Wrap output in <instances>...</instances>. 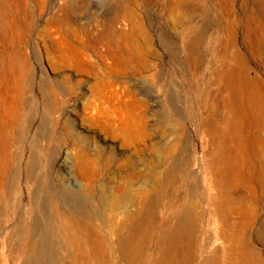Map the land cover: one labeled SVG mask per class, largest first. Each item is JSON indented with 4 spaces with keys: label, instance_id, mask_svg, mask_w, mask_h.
I'll list each match as a JSON object with an SVG mask.
<instances>
[{
    "label": "rangeland",
    "instance_id": "374dc122",
    "mask_svg": "<svg viewBox=\"0 0 264 264\" xmlns=\"http://www.w3.org/2000/svg\"><path fill=\"white\" fill-rule=\"evenodd\" d=\"M74 1L76 6L85 3L84 10L74 12L75 23L103 21L106 17L119 15L126 22L127 31L135 25L137 33L134 37L142 59L125 60L120 66L113 67V60L108 59L105 63L93 50L84 49L89 57L83 66L79 65L78 59L62 60L52 49L61 36L70 38L74 32L79 43L87 42L80 27L62 18L60 31L48 25L56 12L54 8L63 1L46 0L45 12L40 13L39 0H32L30 17L18 15L13 7L15 21L20 24L16 30L19 36L16 38L10 34L3 43L0 34V66L4 64L2 50L5 44L12 42L13 50L15 47L20 53L19 61L28 65L27 73L31 78L23 88L25 109L15 120L11 166H27L35 162L43 174L51 166L50 184L44 177L45 200L50 201L56 196L58 199L77 197L75 200H79L80 194L87 197L92 209L99 214L97 223L103 225L107 238L113 243L118 237L126 236L131 228L126 218L129 208L123 201L134 192L130 191V186H135L140 196L138 213L143 214L142 219L153 215L157 219H166L169 214L165 194L173 187L166 174L171 166H178L180 179L184 177L183 167L192 166L193 172L189 173L197 177L203 191L193 199L192 205L201 216L202 231L206 233V224L211 222L204 214L210 208L207 203L211 178L208 166H216L209 158L215 145L201 130L206 112L201 107V91L204 89V75L208 72L194 74L185 42L202 28H208L206 39L209 40H205L204 50L208 53L209 63L213 65L218 58L216 55L227 50L229 56L234 57L233 64L239 65L237 56L241 54L242 63L253 75L260 73L258 76L264 80V0H195L179 10L183 21L178 25L176 17L168 11L170 0ZM198 6L200 8L196 10ZM123 7L132 10L135 14L133 20L126 17ZM0 10H3L2 4ZM223 24L231 28L221 31ZM218 35L219 41L215 39ZM177 59L184 64L186 72L181 70ZM44 80L53 81L47 87L48 91L51 87L59 89L57 98L52 96V111L41 102ZM262 133L263 137L264 130ZM259 144L263 150L259 165H263L264 137ZM262 168L246 164L239 168L243 179L231 193L232 205L237 211L229 216L236 225L241 221L240 210L252 216V223L243 238L249 241L264 264V239L261 242L257 237L261 229L264 234ZM198 171L202 175L197 176ZM52 189L58 195H54ZM61 189L70 191L63 193ZM148 197L159 201L160 207L154 214L145 206ZM2 204L6 207L5 199ZM48 211L51 215L52 210L49 208ZM165 230L166 227L161 233ZM52 237L55 243L45 251L47 264H68L66 251L58 248L55 233ZM209 238L203 235L206 242ZM158 241L155 230L151 229L139 259L112 245L107 250L104 264H152ZM222 246L220 241L214 248L221 249ZM212 250L206 249L203 258L210 256ZM7 255V248L0 246V264H11Z\"/></svg>",
    "mask_w": 264,
    "mask_h": 264
},
{
    "label": "bare ground",
    "instance_id": "6f19581e",
    "mask_svg": "<svg viewBox=\"0 0 264 264\" xmlns=\"http://www.w3.org/2000/svg\"><path fill=\"white\" fill-rule=\"evenodd\" d=\"M31 1L0 0L3 6V10H0V34L3 36V43L8 40L10 34L16 38L19 36L16 30L20 24L16 23L15 14L30 17ZM59 1H63V4L54 8L56 12L50 17L48 25L60 31V27L62 28L60 18H62L71 25L80 27L87 37V42L79 43L74 32V36L70 38L61 36L52 47L57 57L65 61L78 59L79 65L83 66L84 61L89 57L84 49H91L105 63L108 59L113 60V67L120 66L125 60L131 62L141 58L134 37L137 33L135 25L127 31V24L119 15L106 17L103 21L96 19L75 23L74 12L84 10L82 8L85 3L76 6L74 0ZM170 1L168 11L171 16L176 17L178 25L183 21L179 10L190 2L194 3L195 0ZM39 4L40 13H44L47 7L46 0H39ZM13 7L17 9L16 13ZM198 8L200 6L196 10ZM123 10L127 12L126 17L133 20L135 14L132 10L125 7ZM191 21L190 19L189 22ZM230 28L231 26L223 24L220 30L225 31ZM207 33L208 28L206 30L202 28L193 37L191 36L192 38L189 36L185 46L193 63L194 74L208 72L204 75V89L201 91L203 97L201 107L206 110L201 130L215 145L209 158L216 166H208L211 178L207 190L209 196L207 203L210 208L204 213L209 216L211 222L209 220L206 224L207 229L204 233L201 216L192 205L193 199L203 193L197 177H192L193 174L189 173L192 171V166L183 167L184 177L180 179L177 173L179 167L171 166L166 175L173 187L165 194L169 217L157 219L153 215L146 217L145 220L142 219L143 214L138 213L140 196L137 195L135 186H130V191L134 192H130L123 201L129 208L126 218L131 228L126 236L118 237L114 243L107 238L103 225L97 223L99 214L92 209L87 197L75 193L81 200L79 198L75 200L77 197L72 200L66 197L58 199L57 196L50 201L45 200L44 177H47L50 184L51 166L46 169L45 174L35 162L27 166H11L14 161L12 147L15 120L26 104L23 88L25 82L31 78V74L27 73L28 65L19 61L20 53L15 47L13 50L12 42L5 44L2 50L4 64L0 66V246L7 248V256L11 264H47L45 257L48 258V254L45 251L50 250V246L55 243L53 233L57 236L58 248L66 251L68 264H104L107 250L112 245L124 254L128 251L130 255L139 259L144 251V240L151 229H154L159 237L152 255V264H262L249 241L243 238L252 223V216L246 214L245 210H238L242 217L239 225H236L229 215L237 211L233 208L231 193L243 179L239 168L244 164L263 166L261 174L264 175V164L259 165L260 155L263 153L259 143L263 142L264 137H262L264 80L258 76L260 73L253 75L246 64L242 63L244 58L241 54L237 56L239 65L233 64L234 57L229 56L227 50L216 55L218 58H214L213 65L209 63L208 53L204 50L205 40H209L206 39ZM215 39L221 40L220 35ZM179 63L181 70L186 72L184 64ZM43 82L42 85L40 84L41 102L47 110L52 111V96L57 98L59 89L51 87L50 92L48 88L53 81ZM200 173L198 171L197 176ZM191 177L193 180L189 182L188 179ZM53 189L52 193L58 195ZM61 191L68 193L70 190L61 189ZM2 199L6 200V207L2 204ZM101 200L104 202L103 197ZM24 201H27V204H24ZM145 206L152 214L160 207L158 199L153 197L147 198ZM49 208L52 210L51 215L48 213ZM5 216L7 219H4ZM165 227L166 230L161 233ZM203 235L210 237L208 242L203 240ZM257 237L263 242V229L259 231ZM220 241L223 244L222 248H214ZM208 248H213L211 255L203 258Z\"/></svg>",
    "mask_w": 264,
    "mask_h": 264
}]
</instances>
